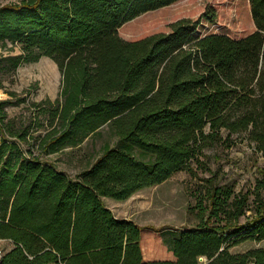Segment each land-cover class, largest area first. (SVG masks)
<instances>
[{"label":"trees","instance_id":"trees-1","mask_svg":"<svg viewBox=\"0 0 264 264\" xmlns=\"http://www.w3.org/2000/svg\"><path fill=\"white\" fill-rule=\"evenodd\" d=\"M177 1L0 6V43L20 44L19 53L0 55V71L42 55L62 70L60 97L46 112L51 128L34 142L27 128L11 129L7 108L16 93L0 99V239L13 242L0 264H264V247L231 251L243 236L264 240V167L247 190L201 178L198 222L165 238L170 258H146L142 227L103 201L127 199L181 169L197 176L217 155L208 150L239 140L264 156V0H232L239 35L211 0L182 7L185 14L152 30L120 35L125 23ZM105 124L118 143L75 176L43 159ZM248 211L252 218L241 222Z\"/></svg>","mask_w":264,"mask_h":264},{"label":"rangeland","instance_id":"rangeland-1","mask_svg":"<svg viewBox=\"0 0 264 264\" xmlns=\"http://www.w3.org/2000/svg\"><path fill=\"white\" fill-rule=\"evenodd\" d=\"M196 1L179 0L170 6L144 13L119 28L120 35L129 38L152 30L185 14L187 11L180 14L179 10ZM17 2L19 0H0V6ZM231 2L232 0H211L210 4L218 10L220 22L230 25L233 35H239L240 28L234 23ZM252 28L253 23L249 20V29ZM19 52L20 44L0 43V55ZM1 66H9V62L2 60ZM0 81V99L10 97L8 90L16 93L12 99L14 103L7 108L8 118L12 119L11 129L16 130L23 126L28 129L30 140L36 141V137L51 128L46 112L51 103L60 97L62 70L59 64L50 56L42 55L35 61L21 63L15 71H0ZM117 143V136L105 124L80 144L66 146L55 153L44 155L43 159L51 162L58 170L75 176L87 168L106 146H115ZM208 152L211 155L217 154L214 155L216 158L211 156L208 164L199 166L197 176L181 169L162 183L143 188L127 199L103 197L104 203L117 217L132 219L142 227V248L146 258H170L172 254L168 251L165 238L197 224V199L194 190L202 182L201 178L214 176L221 183H231L236 191L247 190L254 186L255 179L259 176L257 167H264V156L256 153L246 139L239 140L231 148L221 147ZM262 195L264 196V189ZM253 198L251 196V200ZM252 214V211H248L241 218V222L251 219ZM12 246V241L0 239L3 252ZM255 247H264V240L243 236L231 251L243 252Z\"/></svg>","mask_w":264,"mask_h":264},{"label":"built area","instance_id":"built-area-1","mask_svg":"<svg viewBox=\"0 0 264 264\" xmlns=\"http://www.w3.org/2000/svg\"><path fill=\"white\" fill-rule=\"evenodd\" d=\"M3 253V250L0 248V258L2 257Z\"/></svg>","mask_w":264,"mask_h":264},{"label":"bare ground","instance_id":"bare-ground-1","mask_svg":"<svg viewBox=\"0 0 264 264\" xmlns=\"http://www.w3.org/2000/svg\"><path fill=\"white\" fill-rule=\"evenodd\" d=\"M57 75V74H56ZM57 79V78H56ZM58 81V80H57ZM51 82V81H50ZM55 82V81H54ZM59 82V81H58ZM53 92H54V90H53Z\"/></svg>","mask_w":264,"mask_h":264}]
</instances>
